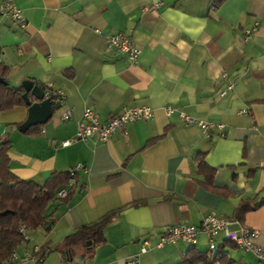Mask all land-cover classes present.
Wrapping results in <instances>:
<instances>
[{
  "label": "crops",
  "instance_id": "obj_1",
  "mask_svg": "<svg viewBox=\"0 0 264 264\" xmlns=\"http://www.w3.org/2000/svg\"><path fill=\"white\" fill-rule=\"evenodd\" d=\"M12 1L28 25L2 21L0 77L11 86L25 79L52 84L64 92L61 107H72L74 118L62 121L59 108L40 134L26 135L13 127L27 120L26 105L0 110V143L12 142L10 168L43 183L53 172L83 165L72 197L55 194L49 202L53 224L28 229L21 251L40 244L44 264H126L138 253L140 264H180L190 249L210 250L206 235L194 245L168 243L140 254L142 241L171 225L199 224L212 211L258 230L253 242L264 250V0H162L159 9L151 8L157 0ZM96 28L132 34L138 60L110 49ZM229 80L235 87L221 96ZM130 105H149L155 115L108 142L92 137L62 145L85 107L107 121ZM166 105L225 127L206 136L178 113L168 116ZM245 200L263 203L241 220L236 212ZM111 212L105 243L92 253L63 250L67 235ZM216 250L225 252L224 262L264 264L224 236Z\"/></svg>",
  "mask_w": 264,
  "mask_h": 264
},
{
  "label": "built area",
  "instance_id": "obj_2",
  "mask_svg": "<svg viewBox=\"0 0 264 264\" xmlns=\"http://www.w3.org/2000/svg\"><path fill=\"white\" fill-rule=\"evenodd\" d=\"M162 0H157L151 8L159 9L162 7ZM147 9V8H145ZM6 19L21 27L28 25L22 9L12 0L0 1V26L2 21ZM258 23L252 30L247 33L251 34L256 30ZM96 32L104 34L108 47L115 50L119 54L127 56L129 59L136 61L141 54V48L137 45L132 34L124 31L106 33L96 28ZM222 77L227 78L228 73L222 72ZM235 87V82L229 80L227 86L221 91L220 95L225 96ZM64 92L55 89L52 84L48 85L45 91V98L56 99L63 103ZM59 115L62 121H69L74 118V109L72 107H61ZM164 110L168 116L178 113L181 120L186 124H198L206 136H210V132L214 128L223 129L222 123H216L210 120L197 119L183 110H179L171 105L164 106ZM243 112L248 113L245 109ZM155 115V109L149 105H130L121 112L111 116L107 121H102L96 111L91 107H85L82 118L78 120L75 134L62 142L63 146H68L74 142L87 140L95 137L101 142H108L118 130H126V126L138 120H148ZM82 164L70 167L67 171L69 174L68 184L58 190L56 196L66 199L70 195V191L76 186V176ZM236 227V228H234ZM19 231L28 240V228L25 223L19 225ZM206 235L209 240L210 250L217 248V239L224 236L225 239L233 242L235 245L253 252L259 259H264V250L253 242V238L258 234V230L243 224L240 220L229 219L218 216L214 211L207 214L199 224L180 223L166 227L155 239L145 238L141 243L140 254L148 252L154 248H161L168 243L187 242L194 245L200 235ZM42 246L34 244L31 248L21 251L19 247H15L11 254L7 257L4 264H44L40 255ZM126 264H140L139 253L131 256Z\"/></svg>",
  "mask_w": 264,
  "mask_h": 264
},
{
  "label": "trees",
  "instance_id": "obj_3",
  "mask_svg": "<svg viewBox=\"0 0 264 264\" xmlns=\"http://www.w3.org/2000/svg\"><path fill=\"white\" fill-rule=\"evenodd\" d=\"M221 1L223 0H217L216 2ZM70 72L69 69L66 71L67 74ZM39 85L44 91L48 88L45 84ZM24 92L25 89L22 85L11 86L9 83H0V110L9 109L16 105H26L23 98ZM31 98L32 101L36 100L33 96ZM50 100L55 111V104L59 101L53 98ZM45 123L25 126V122H22L14 123L13 127L26 135H37L41 133ZM11 145L12 142L8 138H3L0 143V264H4L15 247H20L27 241L19 231L21 223H25L28 229L42 226L50 228L53 221L46 214L47 206L54 199L58 188L69 181L68 171L53 172L43 183L18 177L9 165ZM199 167L200 169L207 168L203 157ZM73 190L70 191L69 197L65 199L66 201L72 197ZM262 203L263 201L252 205L249 200L241 202L237 208V218L242 220L248 210ZM114 216L115 212H111L96 222L79 226L73 233L65 237L63 250L81 248L92 253L93 248L106 242L105 228L113 221ZM88 242H91V244L89 245ZM211 251L203 252L190 249L180 264L236 263L231 259L224 262L225 252L221 250ZM41 255H46L44 247L41 248Z\"/></svg>",
  "mask_w": 264,
  "mask_h": 264
},
{
  "label": "water",
  "instance_id": "obj_4",
  "mask_svg": "<svg viewBox=\"0 0 264 264\" xmlns=\"http://www.w3.org/2000/svg\"><path fill=\"white\" fill-rule=\"evenodd\" d=\"M0 83L6 84L8 81L0 77ZM22 86L25 89L23 98L28 106V118L25 121V126L36 125L46 122L49 118L52 117L54 109L52 101L48 98H45V91L39 85L36 84L32 79H25L22 81ZM31 96L36 100L32 101ZM62 103L59 101L55 104V110L61 108ZM4 131V126L0 125V133ZM90 245L91 242H88Z\"/></svg>",
  "mask_w": 264,
  "mask_h": 264
},
{
  "label": "rangeland",
  "instance_id": "obj_5",
  "mask_svg": "<svg viewBox=\"0 0 264 264\" xmlns=\"http://www.w3.org/2000/svg\"><path fill=\"white\" fill-rule=\"evenodd\" d=\"M18 132V131H17ZM15 134H18V133H15Z\"/></svg>",
  "mask_w": 264,
  "mask_h": 264
}]
</instances>
